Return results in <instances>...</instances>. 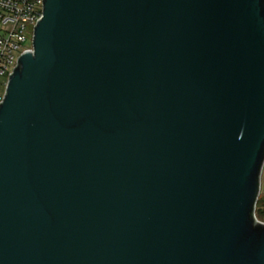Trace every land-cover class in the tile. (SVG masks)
I'll list each match as a JSON object with an SVG mask.
<instances>
[{
	"label": "water",
	"instance_id": "1",
	"mask_svg": "<svg viewBox=\"0 0 264 264\" xmlns=\"http://www.w3.org/2000/svg\"><path fill=\"white\" fill-rule=\"evenodd\" d=\"M264 0H43L0 101V264H264Z\"/></svg>",
	"mask_w": 264,
	"mask_h": 264
},
{
	"label": "built area",
	"instance_id": "2",
	"mask_svg": "<svg viewBox=\"0 0 264 264\" xmlns=\"http://www.w3.org/2000/svg\"><path fill=\"white\" fill-rule=\"evenodd\" d=\"M42 10L43 0H0V101L19 55L32 48L33 28Z\"/></svg>",
	"mask_w": 264,
	"mask_h": 264
},
{
	"label": "trees",
	"instance_id": "3",
	"mask_svg": "<svg viewBox=\"0 0 264 264\" xmlns=\"http://www.w3.org/2000/svg\"><path fill=\"white\" fill-rule=\"evenodd\" d=\"M255 215L259 220L264 221V200L261 202L260 195L256 202Z\"/></svg>",
	"mask_w": 264,
	"mask_h": 264
},
{
	"label": "crops",
	"instance_id": "4",
	"mask_svg": "<svg viewBox=\"0 0 264 264\" xmlns=\"http://www.w3.org/2000/svg\"><path fill=\"white\" fill-rule=\"evenodd\" d=\"M260 196L264 198V168L262 172V180H261V189H260Z\"/></svg>",
	"mask_w": 264,
	"mask_h": 264
},
{
	"label": "rangeland",
	"instance_id": "5",
	"mask_svg": "<svg viewBox=\"0 0 264 264\" xmlns=\"http://www.w3.org/2000/svg\"><path fill=\"white\" fill-rule=\"evenodd\" d=\"M29 32H31V27H29ZM264 200V198L261 197V202Z\"/></svg>",
	"mask_w": 264,
	"mask_h": 264
}]
</instances>
